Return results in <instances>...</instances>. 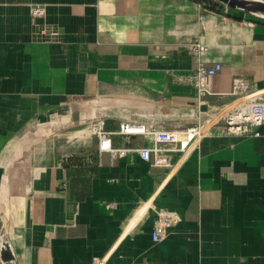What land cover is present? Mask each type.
<instances>
[{
    "label": "crops",
    "instance_id": "crops-1",
    "mask_svg": "<svg viewBox=\"0 0 264 264\" xmlns=\"http://www.w3.org/2000/svg\"><path fill=\"white\" fill-rule=\"evenodd\" d=\"M36 7L42 15H33ZM198 40L206 50L196 53ZM221 65L198 103L180 81ZM264 98V21L193 0H0V264H264V123L214 127L172 166L98 152L149 148L121 123L183 130ZM159 210L176 214L164 240Z\"/></svg>",
    "mask_w": 264,
    "mask_h": 264
},
{
    "label": "built area",
    "instance_id": "built-area-1",
    "mask_svg": "<svg viewBox=\"0 0 264 264\" xmlns=\"http://www.w3.org/2000/svg\"><path fill=\"white\" fill-rule=\"evenodd\" d=\"M43 9L36 7L32 10L33 15H42ZM191 50L201 53L206 50L204 44L195 40L190 45ZM221 70V65L215 63L207 66L199 63L189 73L180 77V81L192 85L198 96V103H202L206 97L211 95L208 86V80ZM263 91H254L251 89L247 80L237 77L232 80L229 95L235 98H244L245 101L239 106L229 109L223 114L212 120L211 118L196 123L183 130H154L146 125L121 123L118 134L122 136L142 135L152 141L149 148L136 149H113L111 147L110 132L104 130V119L92 115L93 123L90 126L91 134L98 140V152H110L125 155L135 152L138 156L151 164L153 167L169 168L172 166L171 153L181 152L185 154L194 143L208 134L214 127L231 136H258V128L264 123V98L261 96ZM177 217L174 212L159 210L155 214V219L151 231V239L154 243H160L164 240L167 230L174 224ZM5 236L0 235V241L3 242ZM3 245L0 244V248Z\"/></svg>",
    "mask_w": 264,
    "mask_h": 264
},
{
    "label": "water",
    "instance_id": "water-1",
    "mask_svg": "<svg viewBox=\"0 0 264 264\" xmlns=\"http://www.w3.org/2000/svg\"><path fill=\"white\" fill-rule=\"evenodd\" d=\"M218 6L243 12L252 19L264 21V0H208Z\"/></svg>",
    "mask_w": 264,
    "mask_h": 264
},
{
    "label": "trees",
    "instance_id": "trees-1",
    "mask_svg": "<svg viewBox=\"0 0 264 264\" xmlns=\"http://www.w3.org/2000/svg\"><path fill=\"white\" fill-rule=\"evenodd\" d=\"M201 4L205 9L211 10V11H218L221 7L218 6L217 4L210 2L208 0H193Z\"/></svg>",
    "mask_w": 264,
    "mask_h": 264
},
{
    "label": "rangeland",
    "instance_id": "rangeland-1",
    "mask_svg": "<svg viewBox=\"0 0 264 264\" xmlns=\"http://www.w3.org/2000/svg\"><path fill=\"white\" fill-rule=\"evenodd\" d=\"M193 126V125H192ZM190 127V126H189Z\"/></svg>",
    "mask_w": 264,
    "mask_h": 264
}]
</instances>
